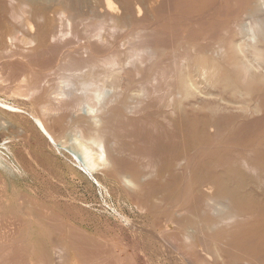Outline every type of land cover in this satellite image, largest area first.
<instances>
[{
	"label": "bare ground",
	"instance_id": "bare-ground-1",
	"mask_svg": "<svg viewBox=\"0 0 264 264\" xmlns=\"http://www.w3.org/2000/svg\"><path fill=\"white\" fill-rule=\"evenodd\" d=\"M82 2L104 18L95 32L73 29L69 37L61 25L81 23L80 1L0 0V66L33 75H24L14 92L48 136L73 141L85 170L116 180L136 198L158 175L153 148L119 144L113 123L125 116L126 136L134 135L129 127L149 120L150 102L166 108L168 121L180 118L185 142L181 156L167 159L166 173L184 181L182 196L157 212L154 230L180 232L184 239L150 235L138 253L125 256V240H95L39 203L19 199L20 226L27 229L32 220L48 239L56 238L50 239L55 246L50 254L41 243L29 245L26 230L15 239L1 231L0 264H191L193 247L200 264H264V0H168L167 13L158 0ZM55 115L58 126L49 124ZM140 133L152 141L160 130L146 126ZM163 140L173 146L169 136Z\"/></svg>",
	"mask_w": 264,
	"mask_h": 264
},
{
	"label": "rangeland",
	"instance_id": "rangeland-1",
	"mask_svg": "<svg viewBox=\"0 0 264 264\" xmlns=\"http://www.w3.org/2000/svg\"><path fill=\"white\" fill-rule=\"evenodd\" d=\"M71 1L73 3H79L80 1L79 12L82 14V19L84 22L83 20L81 23L78 22V27H76L77 25L72 24L71 26L68 22H66L68 24L64 22L65 24L62 23L61 25V30H63V32L65 31L69 37L71 36L73 29L80 31V33H86L88 30H90L88 33L95 32L93 30H97V26L99 25L98 23L101 18H104V15L97 11L96 13L95 11L90 13L86 9L84 2H82L83 4L81 3V0ZM167 3L168 0H158V4H162L161 11H170V6H168ZM224 7L221 8L220 14L223 13L225 9ZM89 16H92L93 18H89ZM104 25H102L101 28L102 30L105 29L104 31L108 33V30H110V24L106 26V23H104ZM102 30L101 32L106 34ZM23 32L25 33V31L20 28L19 35H23ZM69 32L71 33L68 34ZM116 33V36L118 37L119 34L121 35L123 33V31L118 30ZM66 34L64 36L65 38H68ZM17 45L18 44H14L13 47ZM15 67L16 66H12V68L9 67L10 69H5L6 67L3 68V66H0V85H2L0 86V121L2 122H0V131L2 132H0L2 135L0 138V188L2 186L0 189V195L2 196V201L0 204V220H2L4 224L0 225V232L2 231L1 233L3 234L4 232L5 234H1L2 237L5 239H12L14 237L15 239V237H19V235L26 230V233L28 234L27 242H30L29 245L41 243L43 246L45 245L44 249L46 251H48L50 254L52 253L55 245L50 239H56L54 236L48 239L49 237L45 236V234L42 232L43 230L37 228L32 220L31 222L33 224L30 222L27 229L24 226H20L22 224L18 218H23L24 216L23 212L18 210V207L21 203L18 200L20 199L23 201V199H30L32 202L39 203L41 207L43 206V208H47L55 212V215H58L62 218L64 217V219L68 220L67 223L75 224L77 227L85 229L87 232L92 234L95 240H103L104 242L108 241L109 243L114 244H118L125 240V256L130 255L133 252L138 253V251L143 246V239H150L151 237V239H175L176 242L180 243V239H184L180 232L178 233L173 231V233L168 231L167 234L172 235H157L154 230V223L156 221V214L158 211H162L163 208H166V206L168 207L170 205L169 202L176 199V197L182 196L181 184H183L184 181L180 180V178L176 177L175 175L167 174L166 171L167 167L171 164H169L168 160L176 155L181 156L182 147L185 142V126L183 121L180 118L175 117L176 115L168 116L172 117L170 121H168L164 118V115L167 111L166 108L160 105V103L150 102L146 107L147 110L144 112L145 116L149 120H137L132 127H129L130 129L133 128L132 130L134 132L132 130L130 131L135 133L134 135L130 134V136H126L129 134V130H126L127 127H125L123 124L125 123V116L123 118L119 117V120L117 119L115 121L116 124L115 122L113 123V126L116 125L114 128L116 127L115 133L117 132L116 135L120 140L119 144L125 146V141L126 143L133 142L134 145L135 143L137 145L139 142H144V144L146 143V145H149V147L153 148L151 150L153 153L152 158L158 175L149 179V184L146 189H144L143 192L139 191L140 193L142 192L143 195L139 196L140 193H137L136 195L138 198H136V196L128 195L129 193L124 190V186H122L116 180L102 175L99 171L90 172L89 170H85L86 168L80 160V154L75 147H72L73 141L67 140L65 138H62V140L66 141V143L62 141H54L46 134L41 123L37 120L36 114H32L33 111L29 108V105L27 104L25 106V104H23L25 101L22 99V97L14 92L19 84H24L26 82L24 80L25 78L28 80L31 78V76L33 77V75H25L22 68ZM3 70L6 71V73L4 71V75ZM7 70L9 72L11 71L10 74ZM9 75L12 76V78ZM1 77L4 79L2 80ZM55 78V74H51L48 77L50 82ZM130 79L133 80L134 77H131ZM15 86L17 87L15 88ZM8 89H10V91ZM56 116L57 115H55V117H49L50 125L52 124L53 126H58L59 121L57 120ZM135 116L133 115L132 117ZM139 117H142V115ZM51 118H54L53 121H55L56 118V121L53 122ZM143 126H150L152 128L156 126V130H160V135L157 139L152 141L144 140V136L142 133H140L141 131L143 132ZM165 132H167V134H165ZM166 136H169V140L172 141L173 146L168 147V145L160 143L164 141L163 139H165ZM75 154H79V156ZM159 163L160 166L158 165ZM170 167L173 169L175 168L172 167V165ZM195 175L198 174L195 173L192 177L195 178ZM125 194H127V196ZM20 195H22V197ZM140 199L145 201H141ZM141 204H144L145 206L142 207ZM138 205L141 207H138ZM136 206L137 208H135ZM12 220H14V222ZM150 235L152 236L150 237ZM194 237L195 242H201L199 234L196 235L195 233ZM132 239H136V241ZM139 241L141 244H138ZM51 247L52 249H50ZM197 249L198 247L196 250L193 247L192 251H190L192 254L191 264H200L198 253H196L198 251ZM39 251L40 250H38V252ZM173 255L177 259L176 250H174ZM209 259L211 261H209ZM209 259L207 260L209 263H212V260H214L211 256ZM195 261L196 263H194ZM156 262V264H158L157 260ZM111 263L114 264V261Z\"/></svg>",
	"mask_w": 264,
	"mask_h": 264
}]
</instances>
